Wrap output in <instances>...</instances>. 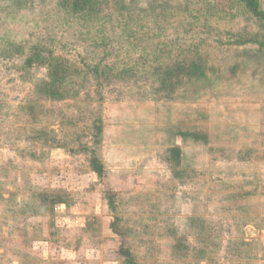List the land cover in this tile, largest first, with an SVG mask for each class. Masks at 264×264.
<instances>
[{
	"label": "rangeland",
	"instance_id": "obj_1",
	"mask_svg": "<svg viewBox=\"0 0 264 264\" xmlns=\"http://www.w3.org/2000/svg\"><path fill=\"white\" fill-rule=\"evenodd\" d=\"M62 1L0 0V264H120L108 192L140 264H264V49L235 43L256 24L219 14V0H126L134 14L121 24L150 34L109 40V56ZM194 7L196 20L181 13ZM52 56L73 70L63 101L40 93ZM194 60L209 81L176 72L175 93L159 91V62ZM98 63L136 77L100 84L87 68ZM84 147L98 150L102 178Z\"/></svg>",
	"mask_w": 264,
	"mask_h": 264
},
{
	"label": "trees",
	"instance_id": "obj_2",
	"mask_svg": "<svg viewBox=\"0 0 264 264\" xmlns=\"http://www.w3.org/2000/svg\"><path fill=\"white\" fill-rule=\"evenodd\" d=\"M226 6L229 11L226 10L225 12ZM61 7L63 8L64 13L76 17L78 20H82L83 23L81 25V30L82 35L88 39L86 41H94L93 43L94 45H97V47H106V53L109 56L117 52L116 47H107L109 45V40L112 41V44H115L114 42H119L121 39L126 37L127 39H133L136 41L141 38V41L145 42L147 39L141 37L140 35L143 34L145 36L150 34V32H145L142 27L136 28L130 26V24H127L126 26L121 24L120 19L122 17L134 14L131 4H129L126 0H63ZM214 8L220 9L218 11L219 14L224 12L225 15L228 16L232 13L233 18L243 16L245 19L254 22L258 28V33L240 36L237 40H235V43L240 46L258 45L264 49V8L260 0H219L215 2ZM181 13L183 15H187L192 20H196L198 10L196 7L193 9L185 8V10ZM157 14L160 20L157 18L155 24H159L158 35H161V33L164 32V28L161 27V23L164 24L167 22L169 19L167 17H170L171 14H169L167 10L159 11ZM174 15L177 14L174 13ZM186 29L187 27H184L183 31H186ZM118 54L119 51L116 53V56H118ZM156 59L157 55L155 53L154 60ZM48 60V77L47 80L43 81L41 84L42 87L40 89V93L47 96L49 99L63 101L71 94L68 89V79L70 74L73 72L72 67L65 64L61 58H57L55 56H52ZM87 68L89 71L88 74H92V76L100 84L103 82L106 83L109 79H113V81L115 80L117 82H125L136 77V73H133L134 68H123L118 71L117 68L109 69V67H103L100 63L88 65ZM176 72L186 74L188 83L198 82L202 79L205 81L210 80L207 66H204L197 60L179 64L177 68H171L169 67V64H162L159 62L158 66L151 74L153 79L159 82V86L161 87L159 91H165L166 95L169 90H173L172 93H175L174 87L175 85L177 86V83L173 81ZM172 83H174V85ZM96 121L97 123L95 124L94 129V146L101 144L104 136L102 119ZM179 134L183 139L192 138L195 141H199L202 137H204L198 133L193 134L188 132H179L177 135ZM81 151L88 156V164L92 172H94L98 178H102L105 174V166L101 160L98 150L95 148L84 147ZM168 157V162L172 171L175 174H178L183 164L181 148L177 145L173 146L169 151ZM117 196L118 195L114 192H108L106 194L108 206L114 215V221L111 224V229L112 232L119 237L120 242L117 250V256L119 257L120 264H140L137 261L131 245L127 241L123 229L121 228L122 218L119 214ZM50 202L52 206L60 204V202H58L55 198H51ZM179 247L182 248L183 245H180ZM180 248L176 247L178 251Z\"/></svg>",
	"mask_w": 264,
	"mask_h": 264
}]
</instances>
